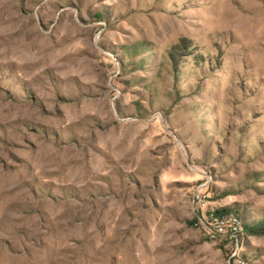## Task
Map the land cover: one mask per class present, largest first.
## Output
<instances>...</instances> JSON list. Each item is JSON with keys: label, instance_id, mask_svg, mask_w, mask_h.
Instances as JSON below:
<instances>
[{"label": "rangeland", "instance_id": "374dc122", "mask_svg": "<svg viewBox=\"0 0 264 264\" xmlns=\"http://www.w3.org/2000/svg\"><path fill=\"white\" fill-rule=\"evenodd\" d=\"M0 264H264V0H0Z\"/></svg>", "mask_w": 264, "mask_h": 264}, {"label": "built area", "instance_id": "2783aa9c", "mask_svg": "<svg viewBox=\"0 0 264 264\" xmlns=\"http://www.w3.org/2000/svg\"><path fill=\"white\" fill-rule=\"evenodd\" d=\"M208 181L201 182L197 185L194 192V202L202 207L207 202L206 189ZM208 231L212 237L218 235H228L234 241L233 256L239 255L241 245H243L241 235L245 231L244 222L238 213L232 212L228 215L223 213L218 216H213L206 222Z\"/></svg>", "mask_w": 264, "mask_h": 264}, {"label": "trees", "instance_id": "16d2710c", "mask_svg": "<svg viewBox=\"0 0 264 264\" xmlns=\"http://www.w3.org/2000/svg\"><path fill=\"white\" fill-rule=\"evenodd\" d=\"M261 228H262V226H260ZM245 228H246V226H245Z\"/></svg>", "mask_w": 264, "mask_h": 264}]
</instances>
